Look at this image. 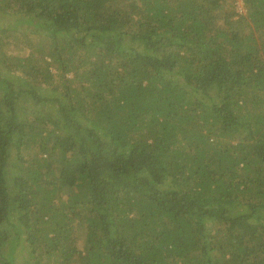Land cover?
Segmentation results:
<instances>
[{
  "label": "trees",
  "instance_id": "trees-1",
  "mask_svg": "<svg viewBox=\"0 0 264 264\" xmlns=\"http://www.w3.org/2000/svg\"><path fill=\"white\" fill-rule=\"evenodd\" d=\"M241 1L0 0V264H264Z\"/></svg>",
  "mask_w": 264,
  "mask_h": 264
},
{
  "label": "rangeland",
  "instance_id": "rangeland-1",
  "mask_svg": "<svg viewBox=\"0 0 264 264\" xmlns=\"http://www.w3.org/2000/svg\"><path fill=\"white\" fill-rule=\"evenodd\" d=\"M236 12L237 13H241L243 12V4H242V1L241 0H236ZM2 53L12 59H15L17 57L14 56V51L13 50H10V49H3L2 50ZM83 234L80 233V236H82Z\"/></svg>",
  "mask_w": 264,
  "mask_h": 264
}]
</instances>
